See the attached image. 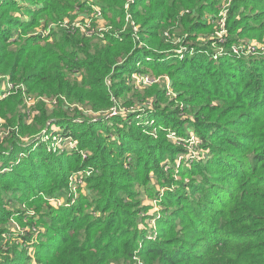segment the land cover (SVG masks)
Returning <instances> with one entry per match:
<instances>
[{"label":"trees","instance_id":"obj_1","mask_svg":"<svg viewBox=\"0 0 264 264\" xmlns=\"http://www.w3.org/2000/svg\"><path fill=\"white\" fill-rule=\"evenodd\" d=\"M246 41L264 44V0H0V264H264V54H233ZM142 72L158 80L128 99Z\"/></svg>","mask_w":264,"mask_h":264},{"label":"rangeland","instance_id":"obj_2","mask_svg":"<svg viewBox=\"0 0 264 264\" xmlns=\"http://www.w3.org/2000/svg\"><path fill=\"white\" fill-rule=\"evenodd\" d=\"M94 15L92 14V17L91 18H89V19H87V22H92L93 21V17ZM96 19H98V18H96ZM106 25H107V22H106V20H104V19H101V18H99V21H98V27L100 28V29H103V28H105L106 27ZM253 47L254 48H260V49H264V44L263 43H261V44H259V43H257V42H254L253 43ZM217 49L219 50V51H221L222 50V46H219V47H217ZM181 50L182 49H179V51L178 52H181ZM247 54H252V53H247ZM257 54H262V53H257ZM246 56H250V55H246ZM140 74H145L144 76H143V78L142 77H140L139 75ZM147 77H149V79H150V82L146 79ZM158 79H156L154 76H152L151 74H148V73H144V72H142V73H136V76H134L133 75V77H132V79H131V86H133V84H134V88L135 89H132V90H130L129 91V93L127 94L128 95V99H130V98H134L135 97V91H143V89L146 87V86H148V85H150L153 81H157ZM144 82V83H143ZM146 84V85H145ZM168 84H170V82L168 81ZM133 88V87H132ZM7 88L5 87V90H6ZM170 91H171V89H169ZM31 97V98H30ZM111 97H112V100H113V98H114V94L113 93H111ZM24 100H25V103H26V105H27V108L29 109V110H33L34 109V98L32 97V96H26V97H24ZM116 101L118 100V99H115ZM123 101H125V100H123ZM148 102H150V103H152V99H149L148 100ZM31 103V104H30ZM132 104H134V103H132ZM47 105V104H46ZM68 106V105H67ZM73 105H71L70 107H71V109H73V107H72ZM146 106H147V104L146 103H144V102H136L135 103V106H133L132 108H131V111H133V112H135V111H139V112H141L142 111V109L143 108H146ZM47 107L51 110L52 108H54V107H56V105L54 106V105H52V104H49V105H47ZM85 108V107H84ZM83 112V111H82ZM119 112H121V113H123V114H126V109H120L119 110ZM83 114H85L86 116H92V117H100V116H107V111L106 112H98V113H87V111L86 112H83ZM91 114V115H90ZM141 115H137V118H139ZM25 120H28L26 117H25ZM24 120V118H23V122L25 121ZM29 122H31V119H29L28 120ZM141 123H144V125L145 126H148V125H151V123H149L148 122V120L146 119V118H143L142 116L140 117V120H139ZM0 123H4V125H2V124H0V137H2V136H4V134H5V131H7L8 133L7 134H9V132H10V122H6L4 119H0ZM152 126V125H151ZM58 127H54V131L57 129ZM150 130V129H149ZM45 132V130H43V133ZM152 132V131H151ZM45 134V133H44ZM27 135V134H26ZM26 135H24V136H22L21 137V139L22 140H27V139H29L30 138V136H26ZM53 135V132L52 133H49V135H45L44 137H43V140H47L49 137H50V139H48L47 140V143H48V145L51 147V150L53 151V152H57V151H60V148L63 146V148L65 149V150H70V148H72L71 147V145H70V138L68 139V141H67V143L66 144H62L61 143V139L59 138V139H57V141L54 139V137L52 136ZM38 136V138L40 139V135H37ZM57 136V135H56ZM57 137H59V136H57ZM192 140H194L193 138H192ZM41 150V148L39 149V151ZM198 150L197 149H193V147H190V149H189V153L190 154H193V152H197ZM19 156H21V157H23L24 156V153H19ZM177 160H180L181 161V159L180 158H178ZM77 176V174H74L73 175V177L75 178ZM176 178H178V176H176ZM155 180V179H154ZM76 193L78 194V191H76ZM60 196V198L59 197H53V198H51V201L54 203V204H56L57 206L59 205V201H57V199H59V200H61L63 203L67 200L66 198H65V195H59ZM144 203L145 204H151L152 205V209L149 211L150 213H154L156 210H160L161 209V207L159 206V204L157 203V201H156V199L154 200V199H149V198H145V200H144ZM22 206H24V205H22ZM60 206V205H59ZM29 212V214H34L35 212H34V210H29L28 211ZM156 223V221H151V224H155ZM41 227H36V234L35 235H33V239H32V242L33 241H35L36 240V238H37V236H38V234L41 232Z\"/></svg>","mask_w":264,"mask_h":264},{"label":"built area","instance_id":"obj_3","mask_svg":"<svg viewBox=\"0 0 264 264\" xmlns=\"http://www.w3.org/2000/svg\"><path fill=\"white\" fill-rule=\"evenodd\" d=\"M223 15H225V12H223L222 13ZM225 18H222V20H221V29L220 30H218V33H217V35H218V37L222 40L223 39V36L226 34V29H225ZM253 43L254 42H250V41H246V44H242V45H239V46H237V45H234L233 46V54H235V55H237V56H240V55H243V54H246V55H252V54H257V53H262V54H264V49H260V48H254L253 47ZM259 44H261V43H259ZM222 51V50H221ZM247 53H252V54H247ZM145 74H140L139 76L140 77H142L143 78V76H144ZM134 76H136V74H134ZM149 82H150V79H149V77H147L146 78ZM144 83V82H143ZM146 85V84H145ZM7 89L5 90L4 89V91H5V93L3 94V97H5L7 94H8V92H7V90L8 89H10V88H12V86L11 85H7V87H6ZM31 98V97H30ZM34 98V104L38 101V100H41V101H43L45 104H47V105H49V104H52V105H56L57 104V99H56V97H54V98H50V97H47V96H40V97H38V98H35V97H33ZM31 104V103H30ZM75 106V104H73V106L72 107H74ZM78 106V108L80 109V110H82V111H84V112H86V110L84 109V107L83 106H81V105H77ZM119 111H118V107L115 105V106H113L111 109H110V111L107 113V116L109 117V116H112V115H114V114H116V113H118ZM95 119H97V118H95ZM176 133L174 132V133H172V135H171V137L175 140V142H176V140H178V136H177V134L175 135ZM1 138H3V136L2 137H0V139ZM192 138L194 139V140H192ZM61 139V138H60ZM67 141H68V139H66ZM61 141V143H63V140L61 139L60 140ZM188 142L190 143V146L188 145L187 147H188V153L184 156H180L179 158L182 160L184 157H186L187 159H189V158H192V157H195V156H197L198 155V151L197 152H193V154H190L189 153V149H190V147H193V149H196L195 148V146L194 145H197V144H199V140H198V138L196 137V136H194V135H192L190 138H189V140H188ZM76 144H77V141L76 140H70V145H71V147H75L76 146ZM178 162L180 163V160H178ZM77 174V176L74 178L73 176H72V178H71V186H72V188L75 190L76 189V182H79V181H81V179L83 178V173L82 172H77L76 173ZM57 201H59V205H61L63 202L61 201V200H59V199H57ZM154 226H155V224H153Z\"/></svg>","mask_w":264,"mask_h":264}]
</instances>
